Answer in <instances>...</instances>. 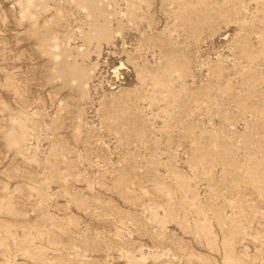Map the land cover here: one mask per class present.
I'll use <instances>...</instances> for the list:
<instances>
[{
    "label": "rangeland",
    "instance_id": "1",
    "mask_svg": "<svg viewBox=\"0 0 264 264\" xmlns=\"http://www.w3.org/2000/svg\"><path fill=\"white\" fill-rule=\"evenodd\" d=\"M0 264H264V0H0Z\"/></svg>",
    "mask_w": 264,
    "mask_h": 264
}]
</instances>
